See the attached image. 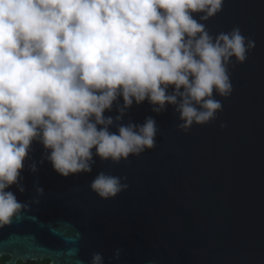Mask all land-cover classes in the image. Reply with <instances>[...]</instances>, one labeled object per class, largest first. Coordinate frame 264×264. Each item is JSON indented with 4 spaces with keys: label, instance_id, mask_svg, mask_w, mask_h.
<instances>
[{
    "label": "clouds",
    "instance_id": "9594fccd",
    "mask_svg": "<svg viewBox=\"0 0 264 264\" xmlns=\"http://www.w3.org/2000/svg\"><path fill=\"white\" fill-rule=\"evenodd\" d=\"M223 3L0 0V227L21 208L10 189L25 191L21 173L34 142L43 145L54 170L68 177L91 173L93 149L118 164L157 146L151 117L110 132L134 102L147 100L157 114L174 106L184 132L217 118L223 105L215 96L233 92V57L244 63L255 48L239 27L216 36L207 30L203 22ZM193 14H201L199 20ZM114 103L119 115L106 117ZM31 171H37L35 164ZM126 181L101 172L90 187L109 199L129 188ZM36 192L43 195L42 188ZM91 264H104L103 255L94 253Z\"/></svg>",
    "mask_w": 264,
    "mask_h": 264
},
{
    "label": "water",
    "instance_id": "95a60500",
    "mask_svg": "<svg viewBox=\"0 0 264 264\" xmlns=\"http://www.w3.org/2000/svg\"><path fill=\"white\" fill-rule=\"evenodd\" d=\"M203 23L213 36L239 27L255 42L244 63L232 59L233 92L215 96L223 111L184 132L174 106L157 114L147 100L134 102L110 132L151 117L157 146L118 164L93 149L91 173L68 177L34 142L21 173L25 191L10 189L21 208L0 227L5 264H91L94 253L104 264H264V0H224ZM117 115L114 103L105 116ZM101 172L127 177L129 188L99 197L90 185Z\"/></svg>",
    "mask_w": 264,
    "mask_h": 264
},
{
    "label": "trees",
    "instance_id": "16d2710c",
    "mask_svg": "<svg viewBox=\"0 0 264 264\" xmlns=\"http://www.w3.org/2000/svg\"><path fill=\"white\" fill-rule=\"evenodd\" d=\"M10 258L5 256L0 258V264H5ZM18 264H51L50 260H44V261H39V262H28V263H22L19 262Z\"/></svg>",
    "mask_w": 264,
    "mask_h": 264
}]
</instances>
